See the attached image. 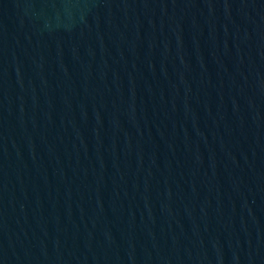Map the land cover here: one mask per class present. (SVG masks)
<instances>
[{
  "label": "water",
  "instance_id": "95a60500",
  "mask_svg": "<svg viewBox=\"0 0 264 264\" xmlns=\"http://www.w3.org/2000/svg\"><path fill=\"white\" fill-rule=\"evenodd\" d=\"M0 264H264V0H0Z\"/></svg>",
  "mask_w": 264,
  "mask_h": 264
}]
</instances>
